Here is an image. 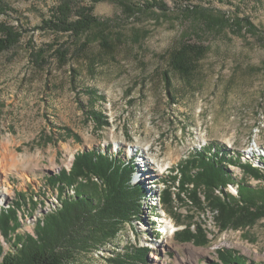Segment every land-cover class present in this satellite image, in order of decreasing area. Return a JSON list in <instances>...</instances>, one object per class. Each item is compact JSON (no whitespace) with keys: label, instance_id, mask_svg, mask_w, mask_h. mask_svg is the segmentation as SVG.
<instances>
[{"label":"rangeland","instance_id":"374dc122","mask_svg":"<svg viewBox=\"0 0 264 264\" xmlns=\"http://www.w3.org/2000/svg\"><path fill=\"white\" fill-rule=\"evenodd\" d=\"M145 1L151 0H104L95 6L94 14L123 34V42L109 51L91 33L78 43L67 34L41 30L57 0H6L12 10L0 16V23L17 27L23 37L0 54V159L5 165L0 168V212L19 200V233L34 234L36 220L58 204L50 176L70 171L82 151L122 153L138 164L134 183L142 182L151 193L142 221L127 225L113 244L80 255L75 264H110L108 259L130 247H149L148 264H211L218 261V250L264 264V219L251 228L220 231L212 214L196 212L195 222L209 233V244L196 246L175 239L183 227L159 203L164 181L196 149L209 152L224 145L235 157L240 154L242 163L259 157L257 146L264 147V0H158L167 4V12L141 9ZM203 14L249 18L257 32L210 28ZM88 39L89 46L78 50ZM184 41L208 47L190 83L169 70L170 53ZM62 44L70 51L64 64L54 56ZM39 49L48 59L43 68L31 54ZM88 89L104 99L90 101ZM83 106L102 112L110 126L96 130ZM260 162L252 163L264 171V159ZM235 168L229 169L237 182L264 190V181ZM226 192L238 197L232 186ZM177 206V214L194 215L191 207ZM0 245L5 252L11 249L1 231Z\"/></svg>","mask_w":264,"mask_h":264},{"label":"trees","instance_id":"16d2710c","mask_svg":"<svg viewBox=\"0 0 264 264\" xmlns=\"http://www.w3.org/2000/svg\"><path fill=\"white\" fill-rule=\"evenodd\" d=\"M102 1L57 0L52 17L44 20L40 29L67 34L78 43L83 36L91 33L103 49L111 51L114 44L123 42V34L117 33L110 21H102L94 14L95 6ZM109 1L128 3L132 0ZM140 8L169 11L167 4L158 0L145 1ZM11 10L6 0H0V16ZM203 20L205 26H212L210 28L221 25L219 27H228L238 33L244 30L249 34L257 32L249 18L230 20L225 15L215 17L203 14ZM22 37L23 33L17 27L0 23V54L16 47ZM89 40L79 44L78 50L87 48ZM54 47L48 46L50 49ZM69 52L62 44L55 49L54 56L64 64L68 61ZM207 52L208 47L203 44L184 41L170 53L169 70L190 83ZM31 54L37 67L43 68L48 64L45 49ZM164 82L171 95L169 72L164 73ZM85 92L89 94L90 101L104 99L94 90ZM82 108L87 122H92L96 130L110 126L102 112L92 107ZM64 130L67 136L79 140L72 130ZM209 149V152L207 148L196 149L181 162L170 180L164 181L165 189L159 197L166 213L183 227L175 233V239L180 243L209 244L207 229L195 222L196 212L212 214L220 231L251 228L264 219V190L254 189L243 179L237 182L234 177L238 176L229 169L230 165L239 166L246 175L264 181L263 169L252 163L262 164L260 160L263 158L242 163L241 155L236 154V159L235 153L224 145ZM137 171L136 160H125L122 153L112 155L96 149L79 152L70 171L64 169L48 178L50 187L58 191V204H53L51 212L36 220L34 234L19 233L22 228L18 215L22 203L19 200L15 206L1 210L0 231L11 249L5 252L4 246L0 245V264H75L80 255L113 244L127 225L142 221L144 203L151 194L142 182L134 183ZM229 186L238 188V197L234 198L226 192ZM178 204L191 207L194 215L177 214ZM150 253L149 247H130L108 260L110 264H148ZM217 255L218 261L211 264H255L233 250H218Z\"/></svg>","mask_w":264,"mask_h":264},{"label":"bare ground","instance_id":"6f19581e","mask_svg":"<svg viewBox=\"0 0 264 264\" xmlns=\"http://www.w3.org/2000/svg\"><path fill=\"white\" fill-rule=\"evenodd\" d=\"M257 148H258V150L259 151H256V153L258 154V156L259 157H256V158H263L264 159V147H262V146H257ZM256 162V161H255ZM7 165V164H6ZM15 165V162L14 161H11V163H10V166H14ZM0 168L2 169V168H4V159H0ZM255 166H257L256 164H255ZM7 167V166H6ZM8 168V167H7ZM230 168L232 169L233 168V170H236L237 168H235V166H230ZM235 168V169H234ZM230 187V186H229ZM232 187H234V186H232ZM234 188H236V192H237V194H238V188L237 187H234Z\"/></svg>","mask_w":264,"mask_h":264}]
</instances>
